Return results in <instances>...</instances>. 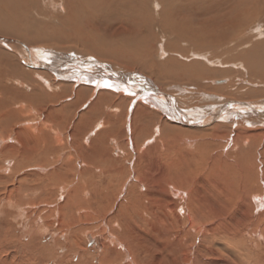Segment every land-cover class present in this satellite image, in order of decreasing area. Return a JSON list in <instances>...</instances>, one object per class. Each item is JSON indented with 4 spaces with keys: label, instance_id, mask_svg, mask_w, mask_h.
<instances>
[{
    "label": "rangeland",
    "instance_id": "obj_1",
    "mask_svg": "<svg viewBox=\"0 0 264 264\" xmlns=\"http://www.w3.org/2000/svg\"><path fill=\"white\" fill-rule=\"evenodd\" d=\"M201 20L205 19L195 18V22H201ZM251 25L246 32H252L251 30H257V27H260L258 23ZM263 28L264 24L258 30L263 32ZM220 34L218 29L212 33L213 42L211 41L209 46L211 50L209 47L202 48V46L200 49L204 51L196 52L198 54L196 58L191 57L192 53L188 55L189 59L178 58L177 62L180 65L172 68H175L180 78L171 81L165 71V74L160 72L161 62L168 63L170 61L168 58L153 57L148 63L145 59H139L136 68H124L126 62L115 58L106 59L93 51L84 53L74 49L55 48L45 43L27 44L23 38L8 37L0 33V49L9 52L14 58V54H17L20 57L17 60H21L25 67L27 66L24 62L29 60V57L25 55L27 52L45 51L39 55L40 60L49 61L46 54H52L66 60V63H69L71 59L77 67L104 64L107 68L135 74L138 81L132 80L131 84L134 85L142 80H149L144 84L153 83L162 94H168L175 105L182 108L185 113L192 110L193 115H190V118L194 123L191 122V125L178 123L176 118L173 119L174 116L166 118L163 114V119H160V114L153 116L160 131L165 124L164 138L170 134L171 127H180L181 130L188 131L183 135L185 138L195 139L197 142L199 140L210 142L205 150L218 157L215 162L208 160L209 162L200 166L193 164L189 168L184 165L180 169L171 170L169 163L165 161V156L168 157L170 154L176 157V154L165 150L164 154L159 151L163 157L161 165L159 158L156 157L157 153L147 151V148L159 138L158 133L152 134L156 130L154 127L152 133H144L141 139L137 140L140 142L141 149L136 147L137 151L133 145H130V149L126 148L127 152L124 151L126 158H120L122 149L120 152L113 149L112 156L116 159L115 163L102 159L99 165H95L82 161L81 157H77V153H75L76 158L72 159V154L76 150L72 145L67 152H62L55 160L52 157L45 158L42 164L39 163V159L20 165L17 164L16 157L10 162L2 160L0 161L2 167L0 168V264H130V258L134 260L138 254L136 251L139 249L143 252L142 258L138 256V264L143 262V264H264V78L258 76L264 74V71H262V64L256 65L259 56L251 55L248 58L249 55L237 54L238 52L234 49L228 51V48L220 47L215 41ZM262 34L264 36V33ZM246 48L243 52L250 51L251 47ZM205 52L208 57L201 56ZM142 61L147 64L140 65ZM56 64L59 65L60 62L56 61ZM59 66L62 68V65ZM29 68L36 73L45 72L38 66L33 65ZM186 68L189 69L188 73ZM257 71H261L260 74H256ZM108 72L103 69L101 73L106 77ZM185 72L188 76L184 74ZM192 72L195 73L194 76H189ZM253 74L259 78H252L255 76ZM203 75L206 79L203 82L204 87L199 88L197 84L191 82L192 77L197 78ZM52 78H54L53 75L46 77V80L52 82ZM112 80L118 81V77ZM54 82L51 85H54ZM58 84L61 91L71 88L69 82H56V85ZM79 85L78 89L84 90V99L79 100L81 103H71L72 100L77 99V95L73 98L64 97L56 102V105H67V111H63L62 114L66 120L71 119V122L78 120L89 110L92 102L85 100L94 98L92 96L94 89L90 86L91 84L84 82ZM148 86L151 87L149 84ZM78 89L77 91L80 92ZM104 89L109 88L104 87ZM24 91L29 92L30 89L25 87ZM117 92L110 94L109 110H112L111 106L116 102V107L126 112L134 97L130 95L120 97ZM95 100L96 98L93 101ZM12 102L13 106L20 108L18 99ZM223 106L228 110L230 107L234 110L239 107L237 110L239 113L232 111L221 116V119L218 113L215 119L202 115L204 120L198 115V113L203 114L204 111H209L207 115L213 114L210 111L214 109L217 112L216 110ZM40 113L46 115L45 111ZM241 113H245V117ZM235 115L240 118L238 119L240 123H232L231 118ZM102 118H104L102 111H95L90 116V122L86 121V126L79 130L80 133L78 132L80 143L81 139H84L83 143L86 146L88 143L86 135L88 134L89 141H92L104 128ZM122 118L126 120L125 117ZM130 119L134 120V117ZM43 120L44 118L41 119V123ZM62 135L68 136L71 133ZM71 136L73 138V134ZM17 137L18 135L14 132H4L0 136V146L3 147L6 144L15 146ZM148 139L149 143L146 144ZM167 139L171 141V138ZM106 144L109 145V142L106 141ZM196 144L194 143L189 149L195 150ZM110 146H113V143ZM67 156L70 159L65 164ZM127 156L133 157L134 160L127 159ZM38 165H42L45 170L38 169ZM114 171H118L117 175ZM171 179L178 181L175 183L179 186L178 189L171 186L169 188L166 185ZM45 181H69L70 183L68 187L60 189V186L54 185L55 183L47 186ZM182 181L186 183L195 181L199 186L195 197L204 207L205 213L194 214L195 225L191 222L189 211L185 209L187 202L191 199L187 192L188 187L181 186ZM209 181L217 182V186H211ZM46 187L48 191L45 190ZM221 187L225 191L228 190L227 187L229 188V191L222 193V197L216 192ZM180 188L186 191L187 195ZM156 189L157 191H154ZM69 198L70 205L75 208L71 209L68 205V209L65 207L62 209L61 205ZM82 201L86 202L88 207L80 203ZM122 204L129 208L134 205L136 208L138 214L137 219L135 218L136 222L129 215L135 210L126 208V211H123L126 218L134 223L133 233L121 229L112 219L122 214ZM124 225L122 223L123 227ZM115 230L118 231L114 232ZM120 243L124 245L125 251L118 247ZM127 252H129L128 255Z\"/></svg>",
    "mask_w": 264,
    "mask_h": 264
},
{
    "label": "bare ground",
    "instance_id": "obj_2",
    "mask_svg": "<svg viewBox=\"0 0 264 264\" xmlns=\"http://www.w3.org/2000/svg\"><path fill=\"white\" fill-rule=\"evenodd\" d=\"M197 17L204 18L205 20L195 22V18ZM250 23H258L260 27L264 24V0H0V33L5 36L23 38L27 41V44L37 45L45 43L55 48L65 50L74 49L77 52L84 53H92L91 51H93L106 59L115 58L122 60V62H126V64H124L126 67L124 68H136L139 59H145V62L148 63L153 57L168 58L170 59L168 63L161 62L160 72L164 74L166 72V76L171 81L180 78L175 68H172L180 65L179 62H177L178 58L189 59L190 57L188 55L190 53H192L191 57L196 58L198 56L196 52L199 53V51H204L200 49V47L203 46L202 48H207L210 46V42L212 41L211 38H213L212 33H215L217 29L221 34L216 37L215 41L220 47H226L228 51L234 49L238 52L237 54L242 53V55H249L248 58H250L251 55L259 56V60L256 59L258 60V64H256L257 62L255 64H262V71H264V36L262 34L264 31L261 32L258 30L260 27H257V30L252 28V32H246L251 25ZM202 30L204 31L202 32ZM48 34L49 36H47ZM69 45L70 47H67ZM246 47H251L250 51L247 50L243 52L247 49ZM41 53H45V51H30L25 54L29 57L28 62H24L27 68L22 64L21 60H17V58L20 59L17 54H14V58L9 52L0 49V136L4 132H14L18 135L15 140V146L9 144L3 147L0 146V161L5 160L10 162L16 157L18 159V165L27 164L35 159H39V163L42 164L45 158L49 159L52 157L55 160L62 152H67V149L72 145L76 148L74 154H72V159L76 158L75 153H77V157H81L80 159L82 161L95 165H99L103 160L115 163L116 159L112 156L113 149L117 152H120V149H122L120 158H126L124 155L126 148L130 149V145H133L136 150L137 148L141 149L140 142H137V140L141 139L144 133H152V128L154 127L156 130L152 134L155 135V133H158L159 138L147 148V151L155 152V154L157 153L156 157L159 158L158 161L161 165L163 157L159 154V151L164 153V150L169 153L171 152V154L179 155V157L170 154L168 157L165 156L166 160H164L169 163V169L171 170L180 169V167L184 165L189 168L190 165L193 164H198L200 166L209 161L215 162L217 160L218 157H216V155L214 156L205 150V148L209 147L208 143L210 142H200V140L197 142L195 139L185 138L183 135L188 133V131L181 130L180 127H171L170 134L166 135L167 138H171V141L164 138L163 130L165 124L162 125L160 131L159 126H157L153 120V116L160 114V119H163V114L166 118L174 116L173 119L176 118L178 123L191 125L194 123L192 122V118H190V115H193L191 112L192 110L186 111L185 113L182 108L175 105L168 94H162L160 89L154 86L153 83L147 82V84H144V82L149 80L145 79L146 81H140L141 84L134 85L131 84V81L134 80L136 82L137 79L135 74L120 72L119 69L115 68H107L104 64L100 66H96V64L90 66L88 64L86 67H77L71 59L70 62L68 61L69 63H66V60L52 54H46L49 61L44 59L40 60L39 55ZM205 55H207L206 52L201 56ZM253 58L255 59V57ZM206 60L209 61L208 59ZM56 61L60 62L59 65H62V68L56 64ZM145 62H140V65H146L147 63ZM248 64L252 65L250 63ZM33 65L35 67L38 66L40 70L45 72L41 74L33 72L29 68ZM103 69L109 71L106 77L105 74L101 73ZM184 71L185 69L183 72ZM187 71H189V69L186 68V72ZM186 72L184 73L185 75L188 73ZM260 72L261 71H257L255 73L260 74ZM47 74L48 76H46ZM194 74L192 72L189 76H194ZM52 75L54 77L52 78V82L55 81L53 83L54 85H51L52 82L46 80V77L49 78ZM262 75L258 76L264 78V74ZM116 77H118V81L116 80L117 82L112 80ZM133 77H135V79H132ZM203 77L204 75L197 78L192 77L193 81L191 82L197 84L199 88L204 87L205 84H203V82H205L206 79ZM259 77L256 75L252 76V78ZM61 80L65 83L69 82L71 88L67 91H61L59 89L61 88L59 86L60 84L56 85V82L63 83ZM84 82L91 84L90 86L94 89L92 96H94L96 100L95 102L93 101L94 98H92L93 100H85L86 102H92V105L89 106V110L82 114L78 120H73L71 122V119L66 120L62 114L63 111H67V105H56V102L58 99L60 100L64 97L73 98L77 95V99L72 100L71 103H81L79 100L83 98L84 90H81L83 88L78 89V86L80 87L79 84ZM148 84L151 85V87H149ZM23 87H28L30 91H24ZM104 87L111 90H106ZM77 89L80 90V92L77 91ZM113 92H117L120 97L129 95L134 97L126 112L120 111L119 107L115 105L116 102L114 105L112 104V110H109V105L111 104L110 94ZM15 99H18V102H20V108L12 105V100ZM238 108L234 110V108L230 107L228 110L223 106L221 109L216 110L217 112H215L214 109V111H210V113L213 114L207 115L206 113L209 111H204L203 114L198 113V115L201 116L202 119L203 116L209 119H215L214 117L219 114L218 117L221 119V116L223 117L226 113L232 111L239 113L237 111ZM40 111H45L46 115L40 113ZM95 111H102L104 128L97 133L92 141H89L90 139H88L89 137L87 134L86 142L88 143H86L87 145L85 146L83 143L84 139H81V143L79 141V130L86 126V121L90 122V116L93 115ZM244 114L241 113V115L245 117ZM132 116L134 120L130 119ZM122 117H125L126 120ZM42 118H44L43 123H41ZM238 119L240 118L235 115V117L231 118V121L233 120V124L240 123ZM63 133H71V135L73 134V138H71V135H62ZM151 138H153L152 135ZM70 140L73 141L69 142ZM106 141L109 142V145L106 144ZM112 143L113 146H110ZM148 143L149 139L146 144ZM194 143L196 144V151H191L189 147H192ZM6 157H9V159H6ZM69 159L70 157L67 156L64 163L67 164ZM127 159L131 161L134 160L133 157L130 158L128 156ZM70 164H72V162ZM112 167L114 166L112 165ZM0 168L2 167L0 166ZM38 169L45 170L42 165H38ZM117 172H115V175H117ZM77 173L76 171V174ZM158 176L160 177V175ZM161 176H163V174H161ZM81 180L82 179H80V181ZM45 182L47 186L51 185V183H55L54 185L60 186V189L65 186L68 187V183H70L69 181ZM176 182L178 183L175 179H171V181L168 180L166 185L168 187L171 186V188H177L179 186L175 184ZM235 182L237 183V181ZM209 183L211 186H217V182L215 181H209ZM226 184L227 183H225V185ZM182 185L186 186V188L188 187L189 190H187V192L191 200L187 202V207H185V209L189 211L192 219L191 222L195 225L196 221L194 219V214L197 213L198 215L199 213H205L204 207L201 206L202 204H199L198 198L195 197L198 193L199 186L195 181H187V183L186 181H182L181 186ZM227 185L231 187V185ZM244 186L246 187L245 183ZM228 187H225L228 189L227 191H229ZM45 190L48 191V188L46 187ZM165 190L167 189L165 188ZM154 191H157V189ZM227 191L221 187L216 192L222 197V193H226ZM184 192L187 195L186 191ZM221 197H219V199H223ZM229 198H231V196ZM229 202L233 201L229 200ZM80 203L88 207L86 202L82 201ZM125 204H122L123 207H121L122 214L116 215V217L114 216L115 218L113 217L112 219L121 229L133 233L134 223L126 218V214L123 211H126V208L128 210H135L133 213L129 214L132 216L134 222L137 221H135V218L137 219L138 214L134 205H131L129 208ZM68 205H70V198L67 199L61 207L62 209L64 207L68 209ZM144 205L146 206V204ZM70 206L71 209L75 208V206ZM89 208H91V205ZM122 223L125 224L124 227ZM116 231L118 230L114 232ZM123 246L124 245L121 243L118 245L121 250L123 249L125 251ZM142 252L141 249L137 250L136 253L139 255L137 254V257L135 256L137 259L134 258L133 260L130 258V264H138L139 257L142 258ZM128 254L129 252H127V255Z\"/></svg>",
    "mask_w": 264,
    "mask_h": 264
}]
</instances>
